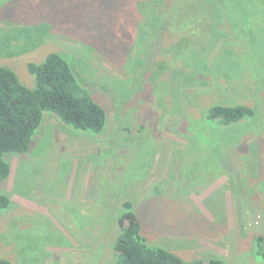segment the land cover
<instances>
[{
    "label": "rangeland",
    "instance_id": "374dc122",
    "mask_svg": "<svg viewBox=\"0 0 264 264\" xmlns=\"http://www.w3.org/2000/svg\"><path fill=\"white\" fill-rule=\"evenodd\" d=\"M246 3L210 15L212 28L247 25L231 43L190 34L179 17L178 32L168 18L154 29L149 0H0V65L32 88L27 64L57 53L106 113L91 134L44 112L29 151L5 156L0 258L111 264L130 202L150 246L264 264L254 243L264 236V0ZM212 105L254 116L220 126L206 118Z\"/></svg>",
    "mask_w": 264,
    "mask_h": 264
},
{
    "label": "trees",
    "instance_id": "16d2710c",
    "mask_svg": "<svg viewBox=\"0 0 264 264\" xmlns=\"http://www.w3.org/2000/svg\"><path fill=\"white\" fill-rule=\"evenodd\" d=\"M149 1L153 6H145L144 9H151L149 11L151 18L157 20L159 25H150L154 29L161 27V22L167 21L168 18L176 24V27L172 24L168 28L174 27L175 32H178L181 30L180 20L172 21V19L179 17L185 19L184 30L190 34L196 33L204 36L205 39L209 36L205 30L209 29L212 34L214 33L215 38L218 36L226 37L225 40L231 38V43L235 41L234 37L238 38L236 35L239 32L247 29L245 24L239 30V27L235 29L229 22L223 26L221 22L216 24L214 21L219 15L220 3L229 4V1L240 0H187L191 8L184 10H180L182 5L179 4V0H172L169 4L165 0ZM246 2V4L255 3L257 0H246ZM155 9L158 10L157 13L154 12ZM181 11L183 13L180 16ZM211 14L215 17L213 28L210 27ZM204 16L206 19L202 18ZM198 18L202 20L196 21ZM212 44L214 42L210 43V46ZM222 49L226 50L227 47L224 45ZM27 70L33 77L32 88L23 85L10 68L0 65V184L10 175V165L5 160V156L25 154L29 151L44 112L53 113L60 122L75 130L91 134H99L106 125L105 109L77 82L71 67L61 55L49 53L40 63L29 62ZM253 116L254 110L245 105H212L206 113L209 121L220 126H228ZM9 203V199L0 194V208H8ZM124 206V213L117 218L118 232L111 247V264H226L216 257L185 261L165 248L148 245L141 235L140 224L132 203H124ZM254 241L255 255L263 259L264 236L258 235ZM0 264L12 263L1 257Z\"/></svg>",
    "mask_w": 264,
    "mask_h": 264
}]
</instances>
